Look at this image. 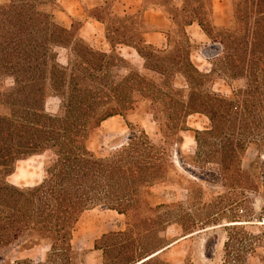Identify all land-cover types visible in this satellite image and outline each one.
I'll return each instance as SVG.
<instances>
[{
    "label": "trees",
    "instance_id": "1",
    "mask_svg": "<svg viewBox=\"0 0 264 264\" xmlns=\"http://www.w3.org/2000/svg\"><path fill=\"white\" fill-rule=\"evenodd\" d=\"M117 1L102 0L90 11L104 25L111 48L107 53L93 49L78 35L79 22L67 26L57 17L62 10L59 0H0V104L8 108L0 113V250L25 237L27 248L47 245L46 259L61 257L67 263L82 214L99 206L131 215L132 221L127 229L95 239L102 264L158 262L170 244L160 234L180 222L170 212L180 203L152 199V189L176 171L165 148L153 143L140 124L130 122L125 144L110 156L98 157L86 145L103 121L125 116L141 100L149 101L148 113L160 124L163 106L159 104L168 100V121L173 119L168 134L175 142L181 141L177 134L187 129L189 115L208 117L211 126L193 132L198 150L201 139L227 143L222 151H212V158L220 163L215 176L237 172V153L248 143L264 144V0H227L226 27L214 25L212 0H179L180 5L174 0H143L144 7L162 10L169 29L146 21L140 12L121 15L112 10ZM194 22L220 45L207 73L189 58L185 27ZM156 30L167 36L172 31L181 41L166 49L146 43L144 35ZM118 44L135 49L144 60L143 68L157 74L160 82L132 68L118 78L117 69L129 63L116 52ZM58 48L68 50L64 63L58 61ZM176 74L184 78L186 90L174 87ZM214 76L249 79L252 86L240 92L250 94V100L242 99L237 106L210 88L203 89L206 78ZM5 77L12 85L2 88ZM51 96L59 100L55 113L45 107ZM44 154L40 183L20 187L6 180L18 161ZM179 224L186 233L193 228ZM135 238L141 241L138 246ZM228 244L229 239L225 247ZM241 258L239 252L226 251L222 264H243ZM15 264L32 262L23 259Z\"/></svg>",
    "mask_w": 264,
    "mask_h": 264
},
{
    "label": "rangeland",
    "instance_id": "2",
    "mask_svg": "<svg viewBox=\"0 0 264 264\" xmlns=\"http://www.w3.org/2000/svg\"><path fill=\"white\" fill-rule=\"evenodd\" d=\"M212 1L214 25L226 27L229 19L228 1ZM59 2L62 5V10L57 12L59 19L67 26L72 21L79 22L81 25L78 35L89 46L107 53L111 51L104 35V25L90 15L91 9L101 4L102 0H59ZM174 3L180 5L179 0H174ZM112 10H117L121 15L140 12L139 14L146 21L157 27L167 25L169 29L162 10L152 5L144 7L143 0H118L113 4ZM185 33L190 60L199 71L209 72L210 60L214 55L207 56L205 52L210 53L214 49L216 52L219 51V43L210 39L196 22L186 26ZM145 40L156 47L166 49L176 46V40L181 41V37L179 38L172 31L168 32V36L160 31L146 34ZM115 50L129 62L126 67H118V72L116 71L118 78L126 75L128 69L132 68L154 82H160L157 74L143 68L144 60L135 49L118 44ZM56 51L58 61L64 63L68 50L58 48ZM173 76L174 87L186 90L184 78L180 74ZM10 85H12L11 78H3L2 88ZM250 85V80L244 77L222 79L214 76L206 78L202 88H210L232 101V104L240 106L242 99L250 100L251 98L250 94H243L240 90ZM262 94L264 98V86ZM250 104V101H246V105ZM159 105L163 106L161 124L148 113L149 101L141 100L125 116L115 115L103 121L100 129L86 141L87 148L98 157H108L118 150L120 145L125 144L129 132L127 122H130L133 126L140 124L153 143L165 148L176 171H170L167 182L152 189L155 193L152 199L157 203H180L179 206L171 208V214L177 216L176 220H180L183 227L191 225L193 228L186 233L182 230L180 222L169 225L160 236L165 237L170 244L159 254L158 262L155 264L165 261L172 264H222L226 251H229V254L239 252L243 264H263L264 144L248 143L237 153L240 159L237 165L238 171L232 173L230 177L215 176L214 173L217 172L220 163L216 162L219 160L212 158V151L216 149L222 151L227 143L218 139H208L209 141L204 143L205 139H201L198 150L193 132L195 129L209 128L211 122L208 117L201 113L189 115L185 121L187 129L180 130L177 134L181 141L175 142L174 136L168 134L172 132L169 127L173 119L168 121L171 104L165 99ZM45 107L48 112L55 113L59 107L58 98L53 96L47 98ZM166 109L168 111H165ZM7 112V105L0 104V113ZM165 136L168 144L165 143L167 142ZM46 157L47 154L36 155L18 161L14 172L8 175L6 180L20 187L40 183L43 177L42 165ZM147 199L151 198L147 197ZM129 223H132L131 215L129 218L124 214L97 206L82 214L73 232L71 244L74 251L67 255L65 259L67 263L61 257L57 260L54 257L46 259L49 246L41 244L27 248L28 244L24 242L25 237H21L8 248L0 250V264H15L16 260L23 259H30L32 264H80L83 260L85 264H102L101 252L95 250L93 246L95 239L108 231L127 229L130 227ZM228 239L229 244L225 247L224 243ZM139 243L141 241L135 238V246Z\"/></svg>",
    "mask_w": 264,
    "mask_h": 264
},
{
    "label": "crops",
    "instance_id": "3",
    "mask_svg": "<svg viewBox=\"0 0 264 264\" xmlns=\"http://www.w3.org/2000/svg\"><path fill=\"white\" fill-rule=\"evenodd\" d=\"M155 8H157L158 10H161L160 8H158V7H155ZM156 32H160V31H158V30H156V31H150V32H147L146 34H148V33H156ZM145 34V35H146ZM145 35H144V40H145ZM145 42H146V40H145ZM146 43H148V42H146ZM148 44H152V45H154L153 43H148ZM154 46H156V45H154ZM158 48H160V47H158Z\"/></svg>",
    "mask_w": 264,
    "mask_h": 264
},
{
    "label": "water",
    "instance_id": "4",
    "mask_svg": "<svg viewBox=\"0 0 264 264\" xmlns=\"http://www.w3.org/2000/svg\"><path fill=\"white\" fill-rule=\"evenodd\" d=\"M216 48H218V46L216 47ZM210 52V51H209ZM217 52H216V50L214 49V51H212V52H210V53H207V52H205V55H207V56H211V55H215Z\"/></svg>",
    "mask_w": 264,
    "mask_h": 264
},
{
    "label": "bare ground",
    "instance_id": "5",
    "mask_svg": "<svg viewBox=\"0 0 264 264\" xmlns=\"http://www.w3.org/2000/svg\"><path fill=\"white\" fill-rule=\"evenodd\" d=\"M232 223H237V224H238V223H240V222H232Z\"/></svg>",
    "mask_w": 264,
    "mask_h": 264
}]
</instances>
